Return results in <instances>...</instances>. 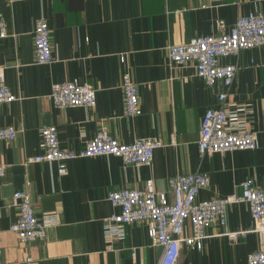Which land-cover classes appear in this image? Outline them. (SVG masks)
I'll list each match as a JSON object with an SVG mask.
<instances>
[{
	"label": "crops",
	"instance_id": "0c3cea01",
	"mask_svg": "<svg viewBox=\"0 0 264 264\" xmlns=\"http://www.w3.org/2000/svg\"><path fill=\"white\" fill-rule=\"evenodd\" d=\"M264 15V0H0L8 35L0 38V67L18 96L0 104V127H14L13 140L0 141V258L19 264H158L162 247L155 245L145 223L125 225L124 235L107 238L106 221L120 211L108 199L111 191L144 189L153 178L158 189L173 194L168 179L203 172L210 186L197 199L223 198L242 192L248 178L264 189V46L241 50L222 59L239 69L221 102L223 85L208 86L193 62L171 64L170 45L229 29L249 13ZM52 29L54 61L36 62V19ZM138 84L142 113H124L123 75ZM89 83L97 89L92 107H57L50 98L55 83ZM246 107L248 127L258 147L202 155L198 141L209 108ZM58 127L63 148L79 150L105 126L119 141H162L151 165L128 164L115 155H96L59 162H29L44 153L42 127ZM31 195L36 214L48 217L46 237L20 241L11 225L19 209L15 191ZM255 221L247 202L227 205L224 224L210 225L202 248L182 246L176 264H249L261 250L263 237L252 231ZM248 231L231 239L230 231ZM186 235L191 234L189 223ZM135 252V255H133Z\"/></svg>",
	"mask_w": 264,
	"mask_h": 264
},
{
	"label": "built area",
	"instance_id": "2783aa9c",
	"mask_svg": "<svg viewBox=\"0 0 264 264\" xmlns=\"http://www.w3.org/2000/svg\"><path fill=\"white\" fill-rule=\"evenodd\" d=\"M218 32L212 35L196 36L188 42L170 45L168 49L171 64L183 65L193 62L196 73L205 83L214 87L223 85L219 99L223 103L228 98V91L239 69L234 63H223L222 59L237 55L241 50L264 46V15L249 13L240 16L229 29L224 21H218ZM8 35L7 22L0 15V38ZM34 49L36 62L48 64L54 61L52 29L45 17L35 22ZM124 113L136 116L142 113L138 84L130 73L123 75ZM50 98L57 107L82 106L92 107L97 102V89L89 83L61 82L52 87ZM18 96L5 81V67H0V104L16 101ZM244 112L246 107L234 110L220 107L209 108L203 116L198 141L202 155L216 152L255 149L258 147L257 134L248 127ZM45 151L30 157L29 162H59V172L68 170L67 161L75 158L96 155H115L125 163L136 166L151 165L155 150L162 141L154 138L138 139L124 143L114 137L103 126L98 134L79 150L63 148L59 140L58 127L46 124L42 127ZM17 136L14 127H0V141L13 140ZM5 164L0 163V176L5 174ZM210 175L203 172L178 174L168 179L169 189L173 194L169 199L166 190L158 189L154 179L146 182L144 189L122 188L111 191L110 202L120 208L106 221L107 238L124 235L125 225L133 222L145 223L153 243L162 247L158 264H176L181 248H202L206 239L207 228L226 221L227 205L247 202L250 206L255 227L264 244V189L255 185L254 178L242 182V192L223 198L198 200L200 191L210 186ZM19 209L18 219L11 225L20 241L30 243L46 237L48 217L36 214L31 195L19 190L13 193ZM189 223L191 234L186 235L185 227ZM248 231H230L227 235L236 240L246 236ZM2 249L0 247V255ZM135 255V252H133ZM249 264H264V246L261 250L248 255ZM0 264L5 263L0 258Z\"/></svg>",
	"mask_w": 264,
	"mask_h": 264
}]
</instances>
